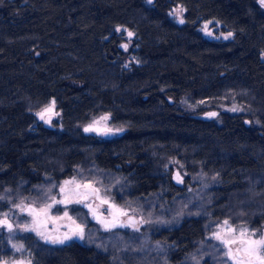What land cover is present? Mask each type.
Masks as SVG:
<instances>
[{"label": "trees", "instance_id": "obj_1", "mask_svg": "<svg viewBox=\"0 0 264 264\" xmlns=\"http://www.w3.org/2000/svg\"><path fill=\"white\" fill-rule=\"evenodd\" d=\"M175 3L185 6L183 24L169 15ZM201 20L221 22L232 38L204 36ZM119 25L135 34L130 64ZM184 97L213 108L237 102L249 113L221 111L217 120L183 108ZM52 98L61 129L35 115ZM105 112L122 134L83 131ZM173 159L188 181L208 180L177 217L188 193L166 172ZM74 175L97 181L119 203H164L172 222L97 235L104 244H50L27 233L33 264H225L206 238L217 222L264 225L259 1L0 0V211L41 201ZM11 254L0 231V258Z\"/></svg>", "mask_w": 264, "mask_h": 264}, {"label": "rangeland", "instance_id": "obj_2", "mask_svg": "<svg viewBox=\"0 0 264 264\" xmlns=\"http://www.w3.org/2000/svg\"><path fill=\"white\" fill-rule=\"evenodd\" d=\"M145 1L147 2V0H145ZM177 8H183L184 9L181 16L185 21V6L183 4H181V3L173 4L169 10V13L173 9H177ZM170 16L178 23V20L176 17H174L172 15H170ZM205 24H208V31H210L212 33L210 36L206 35L205 31L202 30L204 28ZM117 28L121 29V31H119V33H121V35L123 36V40L121 41V43L122 44H128V48H127L126 52H128L129 54L125 60V63L130 64L133 61V55L130 54L131 53L130 51H131L132 46H133V40H134L135 34L129 39L127 36V32H129V31L133 32L132 30L128 29L127 27L121 26V25L117 26L116 29ZM199 30L202 32V34L204 36H206L208 38H212V39H217V37H219V39H224L223 36L227 35L229 32H231V31L223 28L222 23L217 21V20H201L200 25H199ZM232 36L230 38H232ZM52 100H55V99L52 98L49 101V103ZM180 104L183 108H185L191 112L200 111V113H199L200 115L207 114L209 112H216L217 115L214 118H216L217 120L219 119V113L221 111H228L231 113H245V114L249 113V109L247 107H245L241 103H237V102H233V103H229V104L221 103V104H218L215 108H213L211 106L210 102H205V101L195 102V101L190 100L188 97H184L180 100ZM45 106H43L42 108H44ZM233 106H236V107L241 108L243 110L242 111H231L230 109ZM42 108L36 110L35 115ZM54 112L58 113V115H52L51 123H45V121L41 120L37 115H36V117L39 121H42L43 123H45L48 126H55L56 128L61 129L62 128L61 116H60V111L57 109L56 103H55ZM105 115L109 116V119L107 120V122L101 120V117H103ZM93 121H100V126H103L106 123L107 126L113 128V129L122 128L123 131L116 133V135L122 134L125 130V127L113 124L111 122L110 113L105 112V113L94 116L91 120L86 122L82 126L83 131H84V128L86 126H88L89 124L93 123ZM86 133H93V134L98 135L96 132H86ZM99 136H102V135H99ZM166 172H168L174 180H176V174H177V172H179L181 177L183 178V183H180V184L185 189V192L188 193V198H187L186 202L181 201L180 205L176 206L178 209L175 212L176 214L171 215V216L177 217L179 214L182 213L183 210H185V208L187 206L189 207L190 205H192L193 204L192 202L196 198L203 195L202 192L205 189L206 185H208V180H204L202 178L199 179L196 177V178H191V180L188 181L187 178L190 175L189 172H187L186 169L184 168L183 164H181V162L176 160V159H173L168 163V165L166 167ZM73 179H75L77 183L90 184L92 187L98 188L99 189V194H98L99 198H97L94 195L89 194V199L86 201L88 204H91L92 209L96 212L95 218L93 217L92 211H90L89 208L85 207L83 204L73 203V204H69L67 206L68 207V214H69V216L72 217V220H69L67 218L54 219V217H63L64 205H54L53 206V208L51 209V212H50V218L47 220L46 224L41 229L46 234L62 236L66 232L70 233L71 230H73L77 224L83 226L85 229L83 240H80L76 237H73V239L66 241L65 243L70 242L72 240H77V241H80L81 243H85V244H92V243H103L104 244L105 242L103 240L100 241L98 239L97 235L103 234L105 232L113 231L116 229L128 231L131 233H135V232L142 233V232H146V231L150 232L151 231V225L156 224L157 226H161V225L166 226V225L171 224V222H172V219H170L171 210L168 211L167 209H169V208L164 207V203H159L154 208L145 209V210H142L139 206H136L135 204L119 203L97 181L86 180V179H83V178L76 176V175L69 177V178L61 179L58 182L55 190L51 191L48 194L44 190V192L48 196L46 195L45 198L42 199L41 201L36 200L34 198H25V199H21L17 202L12 203L8 208L0 211V218H3V213L7 212L9 214L8 219L14 225V228L18 224L22 225L24 223L29 222L31 220V217H29L26 212L21 213L20 210L15 207L16 204H20L21 202H23V205H33V206L39 207V206H42L45 202H51V200H50L51 197H55L56 199H61L62 196L60 194L59 186L62 185L64 183V181L73 180ZM69 187H74V185H71ZM80 191L86 192L89 190L85 189V188H81ZM101 200H107L108 203L102 204ZM110 205H115L116 207L111 208ZM117 209L123 210L124 212L127 213V215L126 216L117 215L116 219L122 223H129L127 217L129 215H134L136 217L135 222H136L137 227L139 228V231H134V229L132 227H119V226H117L115 228H111L109 230H106L104 228L103 224L100 223L99 221H101V220H103L105 222L111 221L113 219V215H111V213H115ZM73 220L75 221V224L73 223ZM225 220L226 219L217 222V224L214 226V228L207 233L206 238L208 239V237H210L213 232L221 230L220 226L223 225V221H225ZM229 223L231 224V226L233 228L238 229L239 227L243 226V227L248 228L250 231H255L257 238L259 237V235L264 234V225L259 227V228H256V229H251L246 225L234 224L231 221H229ZM0 231H5L9 246L11 248V253H12L11 256L8 258H5V259L9 260V262H11V260L13 258H16V259L26 258V259H31V262L33 264L31 252L26 247V245L24 244V242L21 238L22 235H25L27 233H32L39 240L46 242L44 239H42L40 236H38L37 233L34 231L33 232H25V231H21L19 228H15V231L13 233H9L6 228H0ZM237 234H238V232H237ZM10 237H11V240H10ZM208 240L211 243V248H213V251L217 252V254L220 257H223V249L219 247V242L216 240H213V239H208ZM12 244H17V245L22 244V245H24V248L22 251H16L15 249L12 248ZM195 263H197V262H195Z\"/></svg>", "mask_w": 264, "mask_h": 264}, {"label": "snow or ice", "instance_id": "obj_3", "mask_svg": "<svg viewBox=\"0 0 264 264\" xmlns=\"http://www.w3.org/2000/svg\"><path fill=\"white\" fill-rule=\"evenodd\" d=\"M148 3H152V0H147ZM259 3L264 7V0H259ZM184 11L183 8L173 9L169 15H172L177 18L178 23L183 24L185 21L182 18L181 14ZM205 31L206 35H211L212 33L208 31V24L204 25L202 29ZM117 32L121 31L120 28L116 29ZM126 31V30H125ZM134 35L133 32H127V36L130 39ZM223 35V34H222ZM233 34L229 32L227 35H224V39H228ZM219 39V37H217ZM125 50L128 48V44H122ZM55 100H52L48 105L42 108L36 115L44 120L45 123H51L52 115H58L54 112ZM231 111H242L243 109L233 106ZM209 117H215L216 112L207 113ZM47 117V118H46ZM109 119L108 115L101 117V120L107 122ZM85 132H96L98 135H113L118 132H122V128L113 129L105 123L103 126H100V121H93L84 128ZM176 180L178 183H183V178L180 173L177 172ZM74 185V187H69ZM55 187V185H54ZM61 199H56L51 197V202H45L42 206L36 207L33 205H23V202L16 204L15 207L20 210L21 213H27L31 220L22 225H16L15 228H19L21 231L25 232H36L38 236L44 239L47 243L51 244H65L66 241L76 237L80 240L84 239L85 229L83 226L77 224L76 227L71 230L70 233L66 232L62 236L57 235H48L41 229L46 224L47 220L50 218V212L54 205H64L63 217H54V219L67 218L72 220V217L68 214V205L69 204H83L85 207L89 208L92 211L93 217H96V212L92 209L91 204H88L86 201L89 199V194L99 198V189L92 187L90 184H80L77 183L75 179L66 180L62 185L59 186ZM85 188L89 191L81 192L80 189ZM3 199V197H0ZM102 204H107V200H101ZM23 205V206H22ZM111 208H115V205H110ZM8 213H3V218H0V228H6L9 233L15 231L14 225L8 219ZM113 219L111 221L105 222L103 220L99 221L103 224L106 230L111 228L119 227H132L134 231H139V228L136 225V222L129 218V223H122L116 219L117 215L126 216L127 213L123 210L117 209L115 213H111ZM75 224V221L73 220ZM221 230L215 231L211 234L208 239H213L219 242V247L223 249V258L225 259V264H264V234L259 235L257 238L255 231H250L246 227L233 228L228 220L223 221V225L220 226ZM238 232V234H237ZM11 240V237H10ZM12 248L16 251H22L24 245L12 244ZM0 264H32L31 259L13 258L11 262L7 259L0 258Z\"/></svg>", "mask_w": 264, "mask_h": 264}, {"label": "water", "instance_id": "obj_4", "mask_svg": "<svg viewBox=\"0 0 264 264\" xmlns=\"http://www.w3.org/2000/svg\"><path fill=\"white\" fill-rule=\"evenodd\" d=\"M114 135V134H113ZM113 135H107V136H105V137H110V136H113ZM104 136V135H103ZM129 218H131L133 221H136V217L134 216V215H129L128 217H127V219H128V221H129ZM130 222V221H129Z\"/></svg>", "mask_w": 264, "mask_h": 264}]
</instances>
